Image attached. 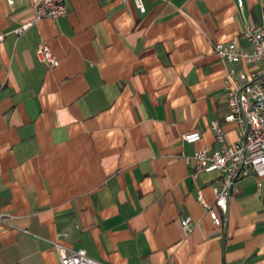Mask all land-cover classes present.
<instances>
[{
    "label": "crops",
    "instance_id": "obj_1",
    "mask_svg": "<svg viewBox=\"0 0 264 264\" xmlns=\"http://www.w3.org/2000/svg\"><path fill=\"white\" fill-rule=\"evenodd\" d=\"M143 1L68 0L35 20L32 0H0V264H61L56 243L106 264H264V184L243 179L218 225L199 195L215 204L221 172L188 159L218 147L213 120L238 139L237 64L214 44H245L264 0Z\"/></svg>",
    "mask_w": 264,
    "mask_h": 264
},
{
    "label": "built area",
    "instance_id": "obj_2",
    "mask_svg": "<svg viewBox=\"0 0 264 264\" xmlns=\"http://www.w3.org/2000/svg\"><path fill=\"white\" fill-rule=\"evenodd\" d=\"M13 3L14 0H8ZM125 1V0H124ZM242 5L243 0H237ZM68 0H32L35 20L43 17L58 18L67 14ZM140 11H145L143 0H134ZM264 17V16H263ZM29 23L18 30L21 31ZM243 44L238 39L214 44V52L221 59L237 64L228 70L226 78V100L228 111L225 114L227 122H235L238 126V139L229 141L227 130L219 120L211 122L218 147L199 148L190 156L193 174L197 176L203 170H218L221 172L219 184L213 187L215 204H210L203 196L199 200L210 213L214 223H223L215 205L224 212L228 211L233 195L240 191L241 181L254 175L259 192L264 184V20L262 23H248L242 29ZM41 60L49 66H57L60 61L50 46L41 42L37 48ZM202 134L193 131L183 134L187 141H197ZM7 217L0 213V223ZM184 229H193V218L190 215L181 218ZM61 254V264H106L91 256L85 248L66 251L56 243Z\"/></svg>",
    "mask_w": 264,
    "mask_h": 264
}]
</instances>
